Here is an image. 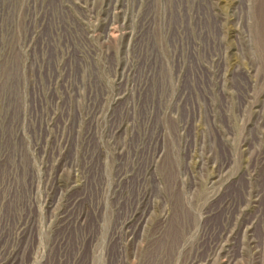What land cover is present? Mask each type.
<instances>
[{"label":"rangeland","instance_id":"obj_1","mask_svg":"<svg viewBox=\"0 0 264 264\" xmlns=\"http://www.w3.org/2000/svg\"><path fill=\"white\" fill-rule=\"evenodd\" d=\"M0 264H264V0H0Z\"/></svg>","mask_w":264,"mask_h":264}]
</instances>
